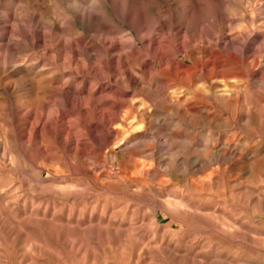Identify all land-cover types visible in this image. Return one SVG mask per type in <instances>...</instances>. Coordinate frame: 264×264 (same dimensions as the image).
Returning <instances> with one entry per match:
<instances>
[{
    "label": "rangeland",
    "instance_id": "1",
    "mask_svg": "<svg viewBox=\"0 0 264 264\" xmlns=\"http://www.w3.org/2000/svg\"><path fill=\"white\" fill-rule=\"evenodd\" d=\"M99 1L0 0V264H264V0Z\"/></svg>",
    "mask_w": 264,
    "mask_h": 264
},
{
    "label": "bare ground",
    "instance_id": "2",
    "mask_svg": "<svg viewBox=\"0 0 264 264\" xmlns=\"http://www.w3.org/2000/svg\"><path fill=\"white\" fill-rule=\"evenodd\" d=\"M99 1V0H98ZM203 1V0H202ZM202 1H197L198 2V4H197V9H196V11H197V14L198 15H196V16H202L203 15V13L205 12L204 10H205V6H204V3L202 2ZM97 2V1H96ZM100 2V1H99ZM116 4V3H115ZM113 5V4H112ZM122 5V4H121ZM114 6V5H113ZM122 7V6H121ZM97 9V8H96ZM95 9V10H96ZM182 9V8H181ZM121 10H122V8H121ZM126 10H128V9H126ZM82 11V10H81ZM116 11V10H115ZM184 12H186L187 13V15L188 14H191V9H185L184 10ZM85 13V12H84ZM171 13V12H170ZM82 14V13H81ZM194 14V13H193ZM86 15V14H85ZM100 15V14H99ZM166 15V14H165ZM181 15H183V14H181ZM87 16V15H86ZM120 16H123V15H121V13H120ZM168 16V15H167ZM195 16V15H194ZM195 16V17H196ZM164 18V17H163ZM187 18V17H186ZM197 18V17H196ZM195 18V19H196ZM201 19V18H200ZM80 20H82V19H80ZM165 20V19H164ZM187 20V19H186ZM129 21H131V20H129ZM162 21V20H161ZM203 21H204V19H203ZM90 22H91V20H90ZM132 22V21H131ZM134 23V22H133ZM132 23V24H133ZM135 23H136V21H135ZM203 23V22H202ZM44 24V23H43ZM179 24H181V23H179ZM39 25V24H38ZM64 25V24H63ZM115 25V24H114ZM134 25V24H133ZM140 25V24H139ZM157 25V24H156ZM163 25V24H162ZM176 25H177V23H176ZM203 25V24H202ZM40 26V25H39ZM137 26V25H136ZM135 26V27H136ZM144 26H145V24H144ZM172 26V25H171ZM38 27V26H37ZM176 27H178V26H176ZM184 27V26H183ZM200 27H202V26H200ZM47 28V27H46ZM62 28V27H61ZM113 28V27H112ZM134 28V27H133ZM137 28V27H136ZM135 30V29H134ZM141 30V29H140ZM187 29H185V31H186ZM204 30H205V28H204ZM137 31V30H136ZM147 31V30H146ZM175 31V30H174ZM177 31V30H176ZM105 32V31H104ZM158 32V31H157ZM154 33V32H153ZM153 33H152V35L151 36H153ZM164 33V32H163ZM44 34V33H43ZM109 34V33H108ZM186 34V33H185ZM184 34V35H185ZM24 35V34H23ZM45 35V34H44ZM110 35V34H109ZM56 36V35H55ZM58 36V35H57ZM144 36H146V35H144ZM147 36H148V34H147ZM169 36V35H168ZM79 37V36H78ZM77 37V38H78ZM99 37H100V35H99ZM104 37V36H103ZM121 37V36H120ZM131 37H132V35H131ZM134 37V36H133ZM138 37V36H137ZM141 37V36H140ZM150 37V36H149ZM148 37V38H149ZM184 37V36H183ZM186 37V36H185ZM203 37V36H202ZM57 38V37H56ZM81 38V37H80ZM200 38V37H199ZM115 39V38H114ZM118 39V38H117ZM120 39V38H119ZM121 39H123V37L121 38ZM126 39V38H125ZM191 39V38H190ZM203 39V38H202ZM42 40V39H41ZM62 40V39H61ZM103 40V39H102ZM138 40V39H137ZM143 40V39H142ZM148 40H150V39H148ZM34 41V40H33ZM75 41V40H74ZM106 41V40H105ZM111 41V40H110ZM77 42V41H76ZM76 42H74V44L76 43ZM132 42V41H131ZM104 43V42H103ZM136 43V42H135ZM58 44V43H57ZM114 44V43H113ZM123 44H124V42H123ZM133 44V43H132ZM117 45V44H116ZM203 45V44H202ZM55 46V45H54ZM53 46V47H54ZM115 46V45H114ZM138 46V45H137ZM180 46V45H179ZM190 46V45H189ZM205 46V45H204ZM60 47V46H59ZM71 47H73V46H71ZM79 47V46H78ZM175 47V46H174ZM50 48V47H49ZM176 48V47H175ZM191 49V48H190ZM78 50V49H77ZM81 50V49H80ZM105 50H106V48H105ZM120 50V49H119ZM68 51V50H67ZM70 51V50H69ZM108 51V50H107ZM122 51V50H121ZM118 52V53H120V54H122V52ZM178 51H185V52H189L187 49H186V45H181L179 48H178ZM198 51V50H197ZM109 52V51H108ZM67 53V52H66ZM68 54H70L69 52H68ZM82 54V53H81ZM119 54V55H120ZM198 54V53H197ZM71 55V54H70ZM74 56H75V54H73ZM104 55V54H103ZM118 55V56H119ZM192 55V54H191ZM196 55V54H195ZM121 56V55H120ZM175 57L173 58L174 60L177 58V56L176 55H174ZM190 57V56H189ZM198 57V56H197ZM196 57V58H197ZM54 60V59H53ZM52 60V61H53ZM120 60V59H119ZM133 60V59H132ZM9 61V60H8ZM171 61V60H170ZM118 62V61H117ZM121 62V61H120ZM119 62V63H120ZM169 62V61H168ZM101 63V62H100ZM122 63V62H121ZM180 63L182 64L183 62H181L180 61ZM166 64V63H165ZM186 64V63H185ZM208 64V63H207ZM207 64L206 63H204V62H200L199 63V65L201 66V70H200V73H202L203 72V70H205L206 69V66H207ZM97 66V65H96ZM134 66V65H133ZM167 66V65H166ZM94 67V66H93ZM171 67V66H170ZM169 67V68H170ZM83 68V67H82ZM128 69V68H127ZM126 69V70H127ZM141 69V68H140ZM92 70V69H91ZM116 70V69H115ZM97 71V70H96ZM124 71H125V69H124ZM212 71L213 70H209V74L210 73H212ZM84 73V72H83ZM109 73V72H108ZM197 73V69L196 68H194V67H188V68H186V69H177L176 70V75H178V76H180V77H182V78H184V80H186V83L187 82H192L194 79V75ZM39 74V73H38ZM99 74V73H98ZM104 75H105V73H103ZM111 74V73H110ZM109 74V75H110ZM73 75V74H72ZM80 75V74H79ZM131 75V74H130ZM102 76V75H101ZM107 76V75H106ZM121 76H122V74H121ZM175 76V75H174ZM77 77V76H76ZM82 77V76H81ZM83 77H85V76H83ZM124 77V76H123ZM101 78V77H100ZM109 78V77H108ZM175 78H177V77H175ZM126 79V78H125ZM132 79V78H131ZM139 79V78H138ZM74 80V79H73ZM102 80V79H101ZM140 80V79H139ZM179 80H181V79H179ZM78 81V80H77ZM133 81V80H132ZM28 82V81H27ZM120 82V81H119ZM134 82V81H133ZM118 83V82H117ZM143 83V82H142ZM12 84V83H11ZM63 84H64V82H63ZM66 84V83H65ZM174 84V83H173ZM176 84V83H175ZM97 85V84H96ZM23 86V85H22ZM39 86V85H38ZM52 86V85H51ZM171 86V85H170ZM63 87V86H62ZM99 87V86H98ZM113 87V86H112ZM121 87H122V84H121ZM173 87V86H172ZM45 88V87H44ZM9 89H11V90H14V87L12 88H7V90H9ZM29 89V93H28V95H34V94H37V93H35L34 92V88L33 87H31V88H28ZM37 89H38V92L40 93L41 91H42V89H41V87H37ZM104 89V88H103ZM125 89V88H124ZM16 90V89H15ZM14 90V91H15ZM171 90V89H170ZM13 92V91H12ZM61 92V91H60ZM38 93V94H39ZM216 93H217V95L216 96H220V97H228V98H232L233 96H234V93H235V91L233 90V86H231V85H225V86H217V90H216ZM166 95V94H165ZM196 95V94H195ZM36 96V95H35ZM182 96L183 95H179V94H177L176 93V91H175V89H173V90H171V92L167 95V100L169 101V102H179L181 99H182ZM73 99V98H72ZM75 99V98H74ZM236 99H238V98H236ZM186 99H184V101H185ZM188 103V102H187ZM27 105H30V104H27ZM179 107H181V106H179ZM193 109V108H192ZM250 109V108H249ZM252 109V108H251ZM248 111V110H247ZM38 112V111H37ZM248 114V113H247ZM249 116V115H248ZM250 117V116H249ZM90 122V121H89ZM34 126V125H33ZM30 140H31V138H30ZM27 144V143H26Z\"/></svg>",
    "mask_w": 264,
    "mask_h": 264
}]
</instances>
